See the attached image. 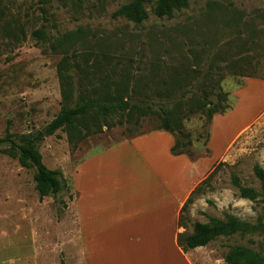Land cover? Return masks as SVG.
<instances>
[{"label": "rangeland", "instance_id": "374dc122", "mask_svg": "<svg viewBox=\"0 0 264 264\" xmlns=\"http://www.w3.org/2000/svg\"><path fill=\"white\" fill-rule=\"evenodd\" d=\"M128 1L87 0L64 6L60 0H2L0 30L11 16L28 20L29 24L25 26L26 40L18 45H4L0 39V138L9 133L18 143L20 135L43 132L62 106L57 73L62 55L49 49L43 52L31 36L33 29L42 27L50 37L80 31L84 41L92 43L93 53L110 56L106 74H113L111 68L117 72L126 69L129 85L135 91L132 100H144L153 110L162 105L154 89L168 78L171 67L190 72L193 79L187 85L189 96L201 72L214 66L216 73L217 66H221L220 86L228 93L224 103L232 108L225 114H215L220 116L212 118V125L201 113L191 114L182 122L191 140L193 160L214 158L203 179L214 167L216 170L181 212L179 233L192 232L195 222H208L211 217L226 219L227 214L256 222L264 207L261 196L256 200L240 197L231 176L235 174L242 184L261 191L254 166L264 170V0H188V6L176 10L171 18L157 17L147 6L148 16L140 24L111 16ZM76 47L77 51L86 50L79 44ZM240 57H247L255 65L248 68L250 77L234 76L226 68ZM69 73L74 82L81 74L75 68ZM210 99L215 100V96ZM117 119L115 115L112 121ZM139 122L103 126L101 132L76 143L69 141L64 130L44 134L35 144L44 165L60 172L64 187L43 198L35 189V169L21 166L17 158L0 150V264L78 262L73 256L81 247L74 207L76 193L71 187L73 172L86 156L154 130L159 119L153 113ZM208 131L211 137L205 144ZM10 145V141L1 142L0 149H9ZM234 244L264 253V235L257 234L220 236L188 252L195 264H226L224 256Z\"/></svg>", "mask_w": 264, "mask_h": 264}, {"label": "trees", "instance_id": "16d2710c", "mask_svg": "<svg viewBox=\"0 0 264 264\" xmlns=\"http://www.w3.org/2000/svg\"><path fill=\"white\" fill-rule=\"evenodd\" d=\"M60 1L64 6H75L87 0ZM98 1L103 2L104 0ZM147 6L151 7L155 16L171 18L176 10L188 6V0H129L120 4L111 16L113 18L124 17L135 24H140L148 16ZM27 24H29L28 20H21L18 16L9 17L0 30V39L3 41L1 43L15 46L25 41ZM31 36L42 47L43 52L49 49L53 53L62 55L57 63L62 106L43 132H38L35 136L20 135L18 143L11 138V134L7 133L0 138V143L10 141L11 145L9 149L0 150L17 158L21 166L35 169L33 178L40 198L55 195L64 187L60 172L44 165L41 153L35 144L36 141L42 139L44 134L50 135L58 129L64 130L69 141L76 143L85 136L101 132L103 126L111 128L117 123L138 125L143 116L154 113L159 119V124L154 130L167 131L174 137V143L170 148L171 153L173 155L185 154L193 160L194 155L189 149L191 140H189V134L183 130V119L191 114L201 113L206 123L211 124L215 114H225L232 108L229 103H224L228 93L222 91L220 86L223 77L220 72L223 69L221 66H217L219 71L216 70V73L214 66H209L205 71L199 72L201 79L197 81L195 91H192L189 96H186L189 92L187 85L191 84L193 79L190 72L179 71L171 67L168 78L162 79L161 85L154 89V95L161 99L159 103L162 105H159L157 110H153L144 100L140 102L132 100V94L135 91L129 85V72L126 69L117 72L116 69L111 68L110 72L113 74H106L108 73L106 66L111 64L110 56L104 52L93 53L90 50L92 43L84 41L80 31L50 37L41 27L33 29ZM78 44L85 46L86 50L77 51L76 45ZM94 44L101 47L98 41ZM230 62L226 68L234 76L250 77L251 75L247 72L248 68L255 66L247 57H240ZM74 68L81 73L75 82L73 75L69 73ZM74 83L77 85L76 91L73 90ZM211 96H215V100L210 99ZM172 99H175L174 102H171ZM115 115L118 119L112 121ZM206 137L205 144L209 140L210 131L207 132ZM209 151L206 147V152L209 153ZM215 170L216 167L190 192L181 212L186 209L193 195L200 190L201 185ZM254 173L260 181L261 191L242 184L235 174L231 176L232 184L237 188L240 197L256 200L261 196L264 202V170L259 165H255ZM235 234L241 237L264 235V207L256 222L240 220L229 214L226 215V219L211 217L208 222H195L192 232L177 233L176 242L183 252H187L189 249L205 246L220 236ZM224 260L226 264H264V253L244 244H234L229 246Z\"/></svg>", "mask_w": 264, "mask_h": 264}, {"label": "crops", "instance_id": "0c3cea01", "mask_svg": "<svg viewBox=\"0 0 264 264\" xmlns=\"http://www.w3.org/2000/svg\"><path fill=\"white\" fill-rule=\"evenodd\" d=\"M173 143L171 133L151 130L77 164L75 264H195L177 245L178 219L214 158L173 155Z\"/></svg>", "mask_w": 264, "mask_h": 264}]
</instances>
